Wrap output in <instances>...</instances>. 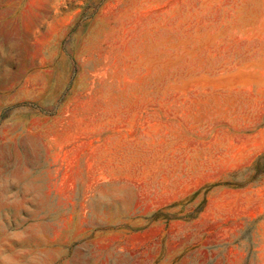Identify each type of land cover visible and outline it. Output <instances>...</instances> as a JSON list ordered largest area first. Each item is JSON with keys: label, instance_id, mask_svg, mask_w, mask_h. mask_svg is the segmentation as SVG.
Here are the masks:
<instances>
[{"label": "rangeland", "instance_id": "1", "mask_svg": "<svg viewBox=\"0 0 264 264\" xmlns=\"http://www.w3.org/2000/svg\"><path fill=\"white\" fill-rule=\"evenodd\" d=\"M260 0H0V264H264Z\"/></svg>", "mask_w": 264, "mask_h": 264}, {"label": "crops", "instance_id": "2", "mask_svg": "<svg viewBox=\"0 0 264 264\" xmlns=\"http://www.w3.org/2000/svg\"><path fill=\"white\" fill-rule=\"evenodd\" d=\"M260 6H261L260 14L262 16V20L264 21V0H260Z\"/></svg>", "mask_w": 264, "mask_h": 264}]
</instances>
